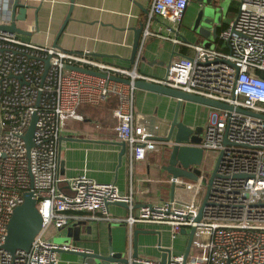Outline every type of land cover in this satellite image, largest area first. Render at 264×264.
I'll use <instances>...</instances> for the list:
<instances>
[{
	"label": "built area",
	"instance_id": "built-area-1",
	"mask_svg": "<svg viewBox=\"0 0 264 264\" xmlns=\"http://www.w3.org/2000/svg\"><path fill=\"white\" fill-rule=\"evenodd\" d=\"M13 1L0 0V25L11 23ZM187 5L188 0H153L149 20L159 17L163 25L151 31L149 21L144 37L153 35L194 51L192 56L177 53L165 78L154 81L233 107L202 105L207 117L194 128L201 137L198 143L167 140L171 122L137 112L133 84L69 67L132 81L148 79L136 70L94 58L89 51H65L0 30V264H59L61 250H78L59 245L51 237L53 230L69 224V211L91 212L92 219L126 222L131 227L136 223L165 225L172 239L185 227L195 229L192 251L172 256L165 264H264V0L239 1L235 18L220 35L228 51L180 38L177 25ZM112 98L118 100L114 132L136 160L174 145L201 147L204 154L217 152V160L221 155L209 194L208 183L171 177L172 198L147 204L135 213L132 196L121 193L115 183L98 182L86 174L61 176L67 121L83 119L82 106H97ZM34 115V146L28 152L25 135ZM197 169L200 177V166ZM29 191L37 197L42 227L29 251L10 253L3 248L8 225ZM119 202L126 203L130 213L113 219L109 206ZM129 264L163 263L132 258Z\"/></svg>",
	"mask_w": 264,
	"mask_h": 264
},
{
	"label": "crops",
	"instance_id": "crops-1",
	"mask_svg": "<svg viewBox=\"0 0 264 264\" xmlns=\"http://www.w3.org/2000/svg\"><path fill=\"white\" fill-rule=\"evenodd\" d=\"M153 0H76L71 16L58 40V47L70 52L89 51L94 58L115 66L136 70L151 80H162L168 66L177 53L192 56L194 51L172 41L156 36L144 37L150 21L151 31L162 28V20H149ZM236 1V2H235ZM240 0H231L228 7L229 20L218 22L211 15L201 17L205 5L211 0H189L180 23L178 34L185 42L201 45L207 40L216 44L218 50L228 51L220 38L221 33L235 18ZM14 2V1H13ZM30 5L25 21H17L19 27L31 35L19 34L24 40L53 45L71 7L70 0H20ZM228 2V1H227ZM234 3L236 6H233ZM13 3L10 4V8ZM143 28L140 45L134 62H131L137 30ZM220 28L223 30L219 33ZM217 33V35H216ZM178 100L173 97L136 88L134 106L137 112L154 115L172 122L176 115ZM117 98L100 105H84L80 109L81 120L69 119L62 134L60 175L71 178L86 174L98 182L115 183L120 192L133 198V211L143 206L161 203L172 198L171 176L163 169L168 162V150L150 152L143 161L136 160L129 146L122 145L114 132L117 119L114 109ZM180 110V118L191 128L201 126L207 117V108L186 102ZM195 109V115H189ZM184 178V177H180ZM186 179V178H185ZM128 205L113 203L109 214L113 219L126 218ZM69 224L62 230L51 232L59 245L74 246L100 256L112 255L118 259L131 260L135 251L137 258L161 261L165 250L171 257L185 254L190 228H183L172 239L168 226L126 222L111 219H92L91 212L69 211ZM192 245V244H191ZM189 250V253H190ZM59 264H84L76 251L61 250ZM123 264V263H117Z\"/></svg>",
	"mask_w": 264,
	"mask_h": 264
},
{
	"label": "water",
	"instance_id": "water-1",
	"mask_svg": "<svg viewBox=\"0 0 264 264\" xmlns=\"http://www.w3.org/2000/svg\"><path fill=\"white\" fill-rule=\"evenodd\" d=\"M76 0H70L71 7L70 11L61 26L60 30L58 31L54 46L58 47V40L60 35L62 34L63 30L65 29V26L71 16V12L74 7V3ZM189 1V0H188ZM226 6V5H225ZM30 8V5L20 2V0H14L12 7L10 8L11 12V23L10 24H1L0 30L11 32V33H17V34H24V35H31V32H28L27 30H24L23 28L19 27L17 24V21H25L27 19V13ZM210 14L207 13L206 10H203L201 12V17L203 16H209ZM215 17V16H214ZM217 20V18H214ZM143 28H140L137 30V34L135 37L134 45H133V51L131 56V62L135 61V58L138 53L139 45H140V36ZM217 35V33H216ZM69 68L75 69L82 72H87L90 74L100 75L103 77H108L111 80L121 82L124 84H133L138 89H143L150 92H155L158 94L166 95L169 97L176 98L178 100L177 103V111L176 115L173 118L171 122V132L167 137V140L174 139L175 142H194L198 143L201 141V137L197 136V130H194L189 125H187L183 118H180V110H185L186 102L196 103L200 105H206V106H213V107H219V108H226V109H233L232 106L224 104L219 101H215L209 98L201 97L198 95L190 94L178 89H173L171 87H168L166 85L160 84L154 80L151 79H137L135 81H132L130 78H124L117 75H108L102 72H98L91 69L86 68H80L77 66H70ZM238 111L248 113L251 115L257 116L258 114H255L250 111L242 110L240 108L237 109ZM260 116V115H258ZM264 118V116H261ZM37 121V116L34 115L32 122L27 130V133L25 135V141L27 145L28 152H30L31 148L34 146V133H35V125ZM125 142H122V145L125 146ZM169 158L168 162L165 166H163V169L168 172V174L171 177L178 178V177H184L186 179L196 180L199 174V171L197 169L198 166H200L203 163L204 159V150L201 147H193V146H187V145H174L171 149L168 150ZM221 160V155L219 156L215 167L212 171L211 177L208 180V190L207 195L209 194L210 185L213 182L214 177L217 174V169L219 166ZM64 169V162H60V172L63 173ZM175 184L172 183V190L174 194ZM173 196V195H172ZM120 204L127 205L124 202H119ZM200 215L198 217V220L200 219ZM42 216L38 211L37 208V197L35 196V193L33 191L25 192L24 194V201L22 204H20L18 207L15 208L13 211L11 220L8 225V232L6 236V241L3 246L5 250H7L10 253H14L17 250H23V251H29L32 243L37 236V234L40 232L42 227ZM195 229L192 228L190 237L188 240V246L187 250L185 252V256L188 255L193 236H194ZM166 254H163V260L162 263H168L171 258L170 251L165 250ZM77 254L80 255L83 259L84 264H117V263H123V264H129V260L127 259H118L116 257H113L112 255L109 256H100L88 251L84 250H76ZM134 258H137V252L134 253Z\"/></svg>",
	"mask_w": 264,
	"mask_h": 264
},
{
	"label": "rangeland",
	"instance_id": "rangeland-1",
	"mask_svg": "<svg viewBox=\"0 0 264 264\" xmlns=\"http://www.w3.org/2000/svg\"><path fill=\"white\" fill-rule=\"evenodd\" d=\"M230 2L231 0H211L209 4L205 5V8L208 14H210L213 18H217L218 22H220L222 19L223 22H226L229 20V15L228 7H226L225 5H229ZM233 6H236V4L234 3ZM203 46L207 49H214L216 47V44L213 43L211 40H207L203 43ZM188 113L189 115L193 116L196 114V110L189 109ZM217 157V152H205L203 163L200 165L202 173L201 176L197 178V181H199L201 184L208 183L210 173L212 172L215 166Z\"/></svg>",
	"mask_w": 264,
	"mask_h": 264
},
{
	"label": "trees",
	"instance_id": "trees-1",
	"mask_svg": "<svg viewBox=\"0 0 264 264\" xmlns=\"http://www.w3.org/2000/svg\"><path fill=\"white\" fill-rule=\"evenodd\" d=\"M223 30V28H220L219 33ZM264 75V74H263Z\"/></svg>",
	"mask_w": 264,
	"mask_h": 264
}]
</instances>
